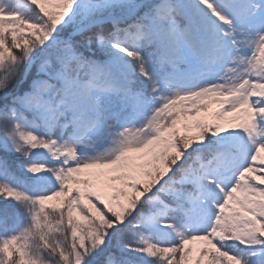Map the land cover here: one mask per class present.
I'll return each instance as SVG.
<instances>
[{
	"label": "snow or ice",
	"instance_id": "1",
	"mask_svg": "<svg viewBox=\"0 0 264 264\" xmlns=\"http://www.w3.org/2000/svg\"><path fill=\"white\" fill-rule=\"evenodd\" d=\"M0 264H264V0H0Z\"/></svg>",
	"mask_w": 264,
	"mask_h": 264
}]
</instances>
